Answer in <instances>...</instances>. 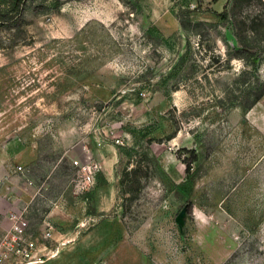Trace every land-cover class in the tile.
Here are the masks:
<instances>
[{
  "label": "rangeland",
  "instance_id": "rangeland-1",
  "mask_svg": "<svg viewBox=\"0 0 264 264\" xmlns=\"http://www.w3.org/2000/svg\"><path fill=\"white\" fill-rule=\"evenodd\" d=\"M263 97V0H0V254L264 264Z\"/></svg>",
  "mask_w": 264,
  "mask_h": 264
},
{
  "label": "built area",
  "instance_id": "built-area-1",
  "mask_svg": "<svg viewBox=\"0 0 264 264\" xmlns=\"http://www.w3.org/2000/svg\"><path fill=\"white\" fill-rule=\"evenodd\" d=\"M21 217L13 214L10 216L11 228L4 244L5 252L0 254V263L11 259H23L27 264L38 261L35 251L37 244L26 236L25 230L21 227ZM45 239L52 238V231L45 233Z\"/></svg>",
  "mask_w": 264,
  "mask_h": 264
},
{
  "label": "trees",
  "instance_id": "trees-1",
  "mask_svg": "<svg viewBox=\"0 0 264 264\" xmlns=\"http://www.w3.org/2000/svg\"><path fill=\"white\" fill-rule=\"evenodd\" d=\"M264 98V97H263ZM262 98V99H263ZM261 99V100H262ZM256 106V105H255ZM126 156L129 158L130 161H133L135 159H141L146 158L143 154L141 155L134 149H129V151L126 153ZM134 162V161H133ZM141 161H136V166L132 169H125L123 171V174L121 176V179L119 181V192L122 193V199H124L125 194L132 195L140 188L139 178L140 174L143 170V167H141ZM147 175L149 173L147 172ZM123 209H125L124 206H122Z\"/></svg>",
  "mask_w": 264,
  "mask_h": 264
},
{
  "label": "crops",
  "instance_id": "crops-1",
  "mask_svg": "<svg viewBox=\"0 0 264 264\" xmlns=\"http://www.w3.org/2000/svg\"><path fill=\"white\" fill-rule=\"evenodd\" d=\"M263 2H264V0H263ZM264 104V98L252 109V111H251V113H250V115L248 116L249 117V119L253 122H255V123H257L256 121H255V119H254V116H255V114H256V112L258 111V110H260L261 109V107H262V105ZM107 226V224H106V221L105 222H103V223H101L100 225H99V229L98 230H102V229H104L105 228V230L107 231L109 228L111 229V230H109V235H110V238H113V240L115 239V235L113 236V233L115 234V233H118L119 234V237L117 238V242H118V248L117 247H114L113 249H115L116 250V248L117 249H119V247H120V245H121V243L124 245V244H130V242L131 241H129V239L131 238V237H129V236H122L123 238L121 239V234H123V232H122V229H121V227H123L124 228V225H121V227H120V225H119V223H114L113 225H108V228L106 229V226ZM97 230V229H96ZM95 231V230H94ZM93 231V232H94ZM92 232V233H93ZM91 233V234H92ZM87 238H90L89 236H85V237H83L82 239H80L79 241H74L73 242V245H83V243L85 242V240H87ZM120 244V245H119ZM71 247H72V245H71ZM120 252L119 251H117L116 252V256H115V258L116 257H118V256H120V254H119ZM121 254H123V258H124V262L126 261V256L127 255H131L130 254V252H128V253H126L127 255L125 256V254L124 253H121ZM128 259V258H127ZM115 260V259H114Z\"/></svg>",
  "mask_w": 264,
  "mask_h": 264
}]
</instances>
